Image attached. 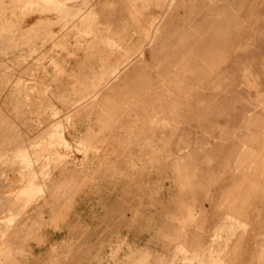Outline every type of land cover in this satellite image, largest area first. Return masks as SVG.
I'll use <instances>...</instances> for the list:
<instances>
[{
	"label": "rangeland",
	"instance_id": "obj_1",
	"mask_svg": "<svg viewBox=\"0 0 264 264\" xmlns=\"http://www.w3.org/2000/svg\"><path fill=\"white\" fill-rule=\"evenodd\" d=\"M98 47L122 63L61 111L50 81ZM140 60L141 109L69 142L74 110ZM263 204L264 0H0V264H233L236 212Z\"/></svg>",
	"mask_w": 264,
	"mask_h": 264
},
{
	"label": "crops",
	"instance_id": "obj_2",
	"mask_svg": "<svg viewBox=\"0 0 264 264\" xmlns=\"http://www.w3.org/2000/svg\"><path fill=\"white\" fill-rule=\"evenodd\" d=\"M36 19L30 21V25L35 24ZM126 32V30H123ZM110 37L107 36L108 41L112 39L116 45L125 46L127 43L123 36L124 33L113 32ZM125 41V42H124ZM128 45V44H126ZM129 47V46H128ZM112 50V49H111ZM119 51L118 49H114ZM118 54V55H117ZM106 60L109 62V66H119L122 63L120 53H110L108 47H98L87 54L78 53L75 57L67 60V66L65 69V75H60L55 81H50L48 92V98L63 112L73 110V106L80 100L87 98L95 93L93 83H99L97 79V71L100 68L99 62ZM152 61V60H151ZM131 67L137 69L132 74ZM104 82H109L108 90L101 91L96 102L94 109L89 112V116L80 112L78 109L74 110L76 118L74 120V129L66 131L65 137L69 142L86 141L88 133L96 136L94 142L101 140L102 136L108 132H112L120 119L116 116L123 114L124 104H134L135 110H140L142 105V60L138 63L134 62L126 69L120 70L119 75L114 80L104 79ZM137 89V97L131 102V89ZM98 103V104H97ZM74 114V115H75ZM94 116V118H93ZM92 117V118H91ZM91 118V120H90ZM101 121V122H100ZM104 122V123H103ZM86 174L78 169L70 167L65 175V179L69 183L70 188L77 189L82 185L83 177ZM50 198L49 195H45L40 201L39 206L42 205L43 212L51 211V206H45L44 199ZM49 201H51L49 199ZM38 212V210H36ZM165 217L167 219H175L174 210L171 209ZM256 212V213H253ZM261 212V215L258 213ZM246 209L238 210L236 212V219L246 223L248 231H240L236 234L232 241L231 247V260L233 264H246L250 259H254L256 256V245L260 246L264 243V204L256 205V209L251 211V215H245ZM52 214H50L51 217ZM169 215V218H168ZM256 217V218H255ZM253 237H248V236ZM201 235H194L192 243H202ZM188 242L191 243V237Z\"/></svg>",
	"mask_w": 264,
	"mask_h": 264
}]
</instances>
